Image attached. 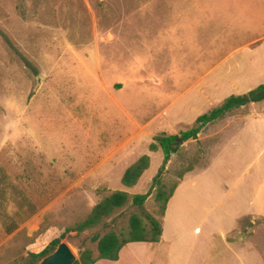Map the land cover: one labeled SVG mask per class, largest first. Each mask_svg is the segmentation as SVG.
I'll list each match as a JSON object with an SVG mask.
<instances>
[{
  "label": "rangeland",
  "instance_id": "rangeland-1",
  "mask_svg": "<svg viewBox=\"0 0 264 264\" xmlns=\"http://www.w3.org/2000/svg\"><path fill=\"white\" fill-rule=\"evenodd\" d=\"M112 1L106 16L104 0H0V264H21L29 254L41 253L117 191L149 193L164 155L161 150L150 151L149 136H143V144H131L126 128L119 129L121 137L113 135L111 120L106 124L105 116L118 109V85L136 84L145 90L162 87L165 92L175 87L177 93L195 82L207 67L196 60L177 59L180 55L176 48H165L162 55L163 50H158L154 41L143 47L138 30L158 28L160 34L167 35L172 25L168 18H125L122 0ZM215 11L209 10V16L203 18V27L210 29L216 21L219 26L264 37V9L258 8L255 16ZM111 29L116 30L117 38L124 35V46L118 39L107 48L106 44L114 40ZM260 42L243 51L238 57L242 60L231 61L232 66L253 60L251 66L258 70L263 67L264 41ZM209 44L217 48L209 57L225 51L218 48L221 43ZM168 56L174 62L169 60L162 66L160 58ZM217 61L209 59V67ZM240 86L249 88L247 84ZM262 108L264 102L257 103L251 112L260 115ZM244 124L238 121L225 131L213 125L198 140L178 141L179 151L160 175L166 190L180 184L188 170L207 168L222 148L223 153L228 151L225 157L216 159L214 168L225 172L235 169L231 165L234 148L226 146L242 132ZM118 126H122L120 122ZM190 129L180 130L175 136ZM220 142H224L223 147ZM263 147V140L243 143L239 147V169L250 167L251 156ZM141 155L150 156V168L136 186L127 187L122 182L125 169ZM237 174L226 173L222 179L232 181ZM216 187L205 189L210 201H216L225 186ZM156 194L155 189L143 208L128 206L120 210L109 220L107 229L70 232L61 242L70 246L77 260L86 250L97 256V243L92 241L95 234H121L134 214L162 220Z\"/></svg>",
  "mask_w": 264,
  "mask_h": 264
},
{
  "label": "crops",
  "instance_id": "crops-1",
  "mask_svg": "<svg viewBox=\"0 0 264 264\" xmlns=\"http://www.w3.org/2000/svg\"><path fill=\"white\" fill-rule=\"evenodd\" d=\"M154 1L155 4L152 0L146 2V8V3L141 0H122L125 18L137 16L138 21L150 16L162 18V21L168 18L169 25L172 24L167 35L160 34L158 28H140L138 39L142 40L141 45L145 47L144 43L154 41L158 50H163L162 55L165 48H176L179 49V55L183 56L177 59L196 60V63L207 67L195 82L177 93L173 86L165 92L162 87L156 90L147 87L146 91L136 84L118 85L119 92L115 96L119 99L118 109L113 108L106 113V124L111 120L112 133L116 137L123 134L119 129L126 128L131 144H143V136H149V149L156 136H174L180 130L193 128L198 118L221 105L227 98L245 95L243 92L264 84V66L258 70L251 66L253 60L236 62L233 66L231 64L243 51L264 41V37L258 38L248 31L219 26L216 21L210 29L202 26L203 18L209 16V10L222 14L229 10L242 16H255L258 8L264 9V0ZM104 2L105 14L108 16L114 1ZM110 34L114 40L106 44L107 48L118 39L124 46L126 38L123 34L117 38L116 30L113 29ZM210 41L221 43L222 46L218 48L225 51L209 57V53L213 55L216 53L214 50H217L209 44ZM196 50L198 53L193 54ZM168 57L160 58L162 66L168 64L169 60L174 62L171 56ZM209 59L219 61L210 68ZM244 84L249 88L243 89L240 85ZM232 92L237 93L231 95ZM256 104L236 109L205 128L217 125L225 131L238 121L245 123L242 132H238L227 146L226 143L224 145L230 147L231 144L234 148L231 165L235 169L225 172L214 168L216 159L225 157L228 151L223 153L222 148L207 168L184 176L168 203L159 242L130 243L121 250L117 261L99 260L95 264H225L226 261L231 264L232 259L233 264H264V147L259 154L251 156L250 167L244 171L239 169V147L243 143L250 145L259 140L264 141V109L260 115L251 112ZM119 122L122 125L120 127ZM138 138L139 142H136ZM220 144L223 147L224 142ZM236 171L238 174L232 181L222 179L223 174H234ZM217 185L225 187L216 201H210L205 189L211 186L216 190ZM228 256L232 257L231 260Z\"/></svg>",
  "mask_w": 264,
  "mask_h": 264
},
{
  "label": "trees",
  "instance_id": "trees-1",
  "mask_svg": "<svg viewBox=\"0 0 264 264\" xmlns=\"http://www.w3.org/2000/svg\"><path fill=\"white\" fill-rule=\"evenodd\" d=\"M26 63L31 67L29 62L26 61ZM120 87L121 86H119V88ZM262 101H264V84L248 94L234 95L227 98L221 105L198 118L193 128L181 133L180 136H167L166 134L156 136L154 142L150 145V151L156 152L161 150L164 155V160L158 175L153 180L150 192L144 195H130L129 193L122 191L113 193L111 196L97 204L85 220L66 229L61 238L65 237V235L70 232L81 234L88 230L107 229L109 227V220L123 208L128 206L143 208L151 197V192L155 189L157 191L156 201L157 203H161L162 206L160 210L162 220L158 221L151 215H143L145 216V218H143L138 214H134L128 220L126 230L121 234L115 232H109L104 235L98 233L95 234L92 241L97 243V256L94 255L92 250H86L81 254L80 259L74 264H95L99 260L117 261L121 250L130 243L159 242L162 237L163 218L168 203L179 186V184H175L171 190L167 191V186L160 182V175L167 164L171 161L172 155L179 151V147L176 146V143L179 139L183 142L198 140L200 134L207 126L216 123L218 120L231 114L236 109L245 107L251 103H260ZM150 165V156H142L136 163L126 170L122 180L123 184L127 187L136 186L144 173L150 168ZM191 171L192 170H188V173ZM61 238L52 241L41 253L29 254L27 258L23 259L21 264H39L45 257L52 254L57 249L62 243Z\"/></svg>",
  "mask_w": 264,
  "mask_h": 264
},
{
  "label": "water",
  "instance_id": "water-1",
  "mask_svg": "<svg viewBox=\"0 0 264 264\" xmlns=\"http://www.w3.org/2000/svg\"><path fill=\"white\" fill-rule=\"evenodd\" d=\"M179 141H182L179 139ZM77 261L76 255L73 253L70 246L62 242L57 249L39 264H74Z\"/></svg>",
  "mask_w": 264,
  "mask_h": 264
}]
</instances>
